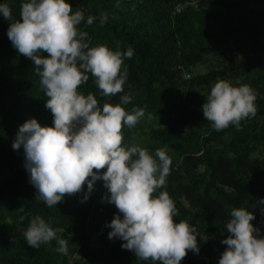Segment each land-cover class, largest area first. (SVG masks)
<instances>
[{
  "label": "trees",
  "instance_id": "1",
  "mask_svg": "<svg viewBox=\"0 0 264 264\" xmlns=\"http://www.w3.org/2000/svg\"><path fill=\"white\" fill-rule=\"evenodd\" d=\"M150 1L166 5L175 3L182 7L193 0ZM25 2L27 0H0V4L10 7L12 15L11 20H5L0 14V174L4 176L0 186V264H85L69 259L74 252L69 241L70 236L78 234V242L85 243L87 219L98 229L105 245L104 249L89 253L92 264H153L151 260H138L133 252L122 249L124 241L108 239L111 229L105 225L118 214V209L100 200L110 196L103 180L94 182L91 193L85 184L82 192L65 196L62 203L53 207L36 199L37 190L29 183L30 174L25 168L24 149L14 150L12 144L19 127L30 119H36L42 127H54V124L51 111L45 107L48 97L41 88L34 62L19 54L7 35L10 23L21 20V7ZM214 2L219 7L216 12L191 8L170 16L165 10L152 9L136 0H66L72 5L73 13L81 11L84 14L85 20L78 27L88 33L90 47L104 45L112 51L133 50V56L124 60L123 67L128 77L123 93L102 95L91 73H88L89 80L78 90L84 95L93 94L101 108L105 103L120 104L122 95H130L131 102L121 105L129 114L134 108L143 109L145 117L151 115L150 120L159 118L165 121L162 129L151 132V138L158 143L152 155L167 145L182 159L176 163L175 170L185 174L188 182L178 183L169 193L179 212L174 222L184 220L196 228L200 251L199 254L189 251L181 264H219L227 248L222 240L229 235L225 225L231 218L230 208L251 211L256 217L251 223L264 237V215L260 211L264 204H257V201L264 200L263 163L250 159L247 153L235 157H227L219 151L212 153L214 142L225 136L230 127L215 131L207 138L192 133V128L201 129L203 124H210L202 111L207 97L191 91L185 94L175 91L180 84L172 70L177 49L181 48L186 59L197 63L213 50L215 39L227 35L233 38L235 34L243 33L251 38L253 47L256 29L264 31V0ZM102 13L108 17L103 26L99 22ZM88 16L96 18L92 25L86 22ZM43 56L47 58L48 54L43 53ZM224 74L211 71L194 79L189 74L184 78L201 87L218 78L225 80ZM255 94V104L260 107L258 114H264V89ZM122 131L123 146L129 147L134 127L124 126ZM257 136L264 144V135ZM200 138L205 142L203 147L198 142ZM244 142L246 140L237 134L230 147L237 149ZM191 143L199 148L201 157L189 154L187 145ZM200 160L205 166L202 175H192L195 164ZM106 170H99V174ZM86 195L88 199L84 200ZM179 200H184L188 206ZM22 216L23 221L20 220ZM36 216L44 219L54 230L61 231V239L68 242L66 255L57 252L54 257L44 244L33 248L27 244L25 236L20 235V229L27 228ZM204 236H208L207 241L202 239ZM80 256H84L83 252Z\"/></svg>",
  "mask_w": 264,
  "mask_h": 264
},
{
  "label": "clouds",
  "instance_id": "2",
  "mask_svg": "<svg viewBox=\"0 0 264 264\" xmlns=\"http://www.w3.org/2000/svg\"><path fill=\"white\" fill-rule=\"evenodd\" d=\"M0 14L5 20L12 19L7 4H0ZM20 15L21 20L10 23L7 35L19 54L34 62L54 124L42 127L30 119L19 127L12 144L14 150L24 149L25 168L29 183L37 190L36 199L53 207L65 196L82 192L85 184L91 193L94 182L103 180L110 193L106 201L118 209L105 225L111 229L108 239L124 241L122 249L153 264H181L189 251L199 254L196 228L184 220L174 222L179 212L166 191L155 195L166 187L170 175L168 146L157 149L155 155L139 146H123V127H134L145 111L134 108L129 114L121 106L131 102L128 94L121 96L120 104L105 103L101 108L93 94L78 90L91 73L102 95L123 93L128 77L124 60L133 56V50L90 47L88 33L78 27L85 20L84 14L73 13L66 0H27ZM94 19L88 16L87 24L92 25ZM107 19L102 13L101 26ZM256 99L249 85L236 87L218 80L202 105L203 116L216 131L229 126L239 129L241 121L255 117ZM105 168L106 172L99 174ZM257 204H264V200ZM260 211L264 215V208ZM230 216L225 225L229 235L222 240L227 248L219 264H264V237L251 223L255 215L234 208ZM57 231L36 216L24 235L29 246L39 248L56 239ZM202 239L207 241L208 236ZM57 243L56 251L66 255L68 242L59 239Z\"/></svg>",
  "mask_w": 264,
  "mask_h": 264
},
{
  "label": "rangeland",
  "instance_id": "3",
  "mask_svg": "<svg viewBox=\"0 0 264 264\" xmlns=\"http://www.w3.org/2000/svg\"><path fill=\"white\" fill-rule=\"evenodd\" d=\"M214 1L215 0H193L183 4L182 7H178L175 3L166 5L157 1L136 0V2L144 3L147 7L152 9L165 10L170 16H177L191 8H206L212 12H216L219 10V7L215 5ZM255 34L257 38L253 47L251 45V38H248L247 35L243 33L235 34L233 38L227 35L219 40L215 39L213 50L209 54L203 55L197 63H192L189 59H186V53L181 48L177 49L173 56L172 70L174 71L177 82L180 84L175 91L183 94H185L186 91H191L195 94L207 97L214 84L220 80V78L211 82L210 85L197 87L194 86L191 81L188 80L189 82H187L184 77L189 74L190 77L194 79L198 75H204L211 71L224 72V79L233 86L239 87L246 84L249 85L255 93L259 91V89H264V31L263 29L257 28ZM255 105L257 107L255 117L241 121L239 129L234 126H229L230 130L228 133L214 142L212 153L214 151H219L227 157H235L239 154L247 153L250 159L257 160L264 165V144L259 141L257 136L258 134L264 135V114H258L260 107L258 104ZM164 126V119L155 118L150 120L144 116L134 126V134L129 147L139 146L149 150L152 154L153 148L158 143L151 138V132L153 130L162 129ZM244 126L245 128L243 129ZM190 131L192 133H197L200 137L203 136L207 138L211 137L216 130L212 128L210 123L208 125L203 124L201 129L192 128ZM237 134H240L246 142L240 144L237 149H232L230 143ZM198 142L202 147L204 146L205 142L203 138H200ZM187 146L189 154H194L198 157L202 156L201 152L198 151L199 148L194 145V143L188 144ZM168 155L172 159L173 166H171L170 175L167 177L166 187L157 190L155 195H159L160 192L164 191L169 194L178 183L188 182V177L185 174L177 173L175 170L176 163H180L182 160L178 152L169 149ZM204 169V163L200 160L195 164L192 175L200 176ZM3 180L4 176L0 174V186ZM226 191L230 192L229 189H226ZM100 200L107 202L105 197ZM179 201L185 206H188L184 200ZM110 205L114 207L113 204ZM232 210L233 208H230L229 212L231 213ZM85 222V243L81 244L78 242V234L70 236L69 246L73 248L74 252L69 256V259L80 260L85 264H92L89 253L93 251L98 252L104 249L105 245L100 237L98 229L94 227L88 219ZM27 228L20 229V235L25 236L24 233ZM213 234L216 235V233ZM60 236L61 231H58L56 239L48 244H44L47 251L54 257L57 255L56 245H58L57 240L61 239ZM81 252H83V257L80 256ZM68 264H70V262Z\"/></svg>",
  "mask_w": 264,
  "mask_h": 264
},
{
  "label": "built area",
  "instance_id": "4",
  "mask_svg": "<svg viewBox=\"0 0 264 264\" xmlns=\"http://www.w3.org/2000/svg\"><path fill=\"white\" fill-rule=\"evenodd\" d=\"M188 77H189V75H187V76L185 75V78H188Z\"/></svg>",
  "mask_w": 264,
  "mask_h": 264
}]
</instances>
